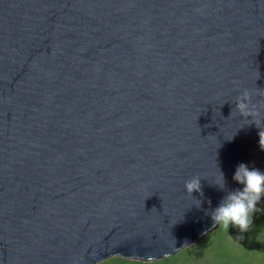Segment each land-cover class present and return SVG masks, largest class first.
Masks as SVG:
<instances>
[{"label":"water","instance_id":"1","mask_svg":"<svg viewBox=\"0 0 264 264\" xmlns=\"http://www.w3.org/2000/svg\"><path fill=\"white\" fill-rule=\"evenodd\" d=\"M244 89L264 104V0H0V264L154 262L212 233L238 164L264 171Z\"/></svg>","mask_w":264,"mask_h":264},{"label":"clouds","instance_id":"2","mask_svg":"<svg viewBox=\"0 0 264 264\" xmlns=\"http://www.w3.org/2000/svg\"><path fill=\"white\" fill-rule=\"evenodd\" d=\"M233 108L241 117L250 121L248 125H254L258 129V143L264 151V104L258 106L253 103V94L244 89L237 96ZM232 111L233 109L230 115ZM201 179L199 175H196L184 182V190L189 196H192L193 192L203 195ZM232 179L241 187L227 190L218 206L210 212V216L215 226L219 225L224 229L235 227L243 233L248 231L253 223L254 214L260 210L257 205L264 197V171L240 163ZM214 185L220 191L226 189L224 173L220 169L218 182ZM200 203L201 201L197 200L196 206L199 207ZM146 259L150 262L153 258L149 256Z\"/></svg>","mask_w":264,"mask_h":264},{"label":"rangeland","instance_id":"3","mask_svg":"<svg viewBox=\"0 0 264 264\" xmlns=\"http://www.w3.org/2000/svg\"><path fill=\"white\" fill-rule=\"evenodd\" d=\"M246 232L218 226L199 242L173 256L154 262L113 256L96 264H264V199Z\"/></svg>","mask_w":264,"mask_h":264}]
</instances>
